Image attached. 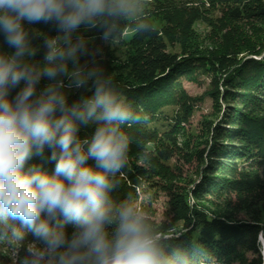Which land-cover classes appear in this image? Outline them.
<instances>
[{
  "label": "clouds",
  "instance_id": "9594fccd",
  "mask_svg": "<svg viewBox=\"0 0 264 264\" xmlns=\"http://www.w3.org/2000/svg\"><path fill=\"white\" fill-rule=\"evenodd\" d=\"M147 4L0 0V31L15 50L0 52V241L13 245L17 255L26 228L39 242L27 244L20 264H201L207 255L195 242L190 249L173 242L182 234L167 235L134 197H110L128 164L131 139L122 126L146 117L106 75L96 60L101 50L77 33L97 30L108 46L128 32L151 33ZM25 22L55 25L58 34L43 37V65L32 62L39 47ZM83 57L89 60L81 64ZM44 78L49 83L37 93ZM65 89L92 95L69 104ZM89 123L96 125L94 133L82 140L79 127ZM46 147L54 172L36 166L25 171L26 162L43 156ZM149 153L145 148L143 158ZM67 223L74 225L70 236Z\"/></svg>",
  "mask_w": 264,
  "mask_h": 264
},
{
  "label": "trees",
  "instance_id": "16d2710c",
  "mask_svg": "<svg viewBox=\"0 0 264 264\" xmlns=\"http://www.w3.org/2000/svg\"><path fill=\"white\" fill-rule=\"evenodd\" d=\"M213 1L231 5L225 10L224 19L251 22L264 18V0ZM168 17L163 14L164 19L168 20ZM199 20L209 21L196 10L178 20L177 33L181 44L191 39L192 26ZM25 27L32 37L33 46L39 47L37 57L43 58V37L57 35L55 25L25 22ZM153 27L154 31L147 34L126 33L122 40L131 47L132 52L123 59L118 58L112 45H105L100 40L99 31L81 28L77 33L89 40L90 48L101 50L96 60L106 75L111 76L116 88L133 108L146 117L139 123L122 126L131 139L129 154L134 146H142L160 138L172 141L180 129L181 117L177 112L167 118L163 112H166L167 107L177 106L176 111L182 110L185 116L188 115L192 101L182 81L195 80L198 70L212 73L214 87L211 95L217 109L220 85L224 90L223 99L233 103L218 122L210 120L205 126L207 138L196 152L202 163L200 180L188 192L168 188L174 216L171 222L157 225L169 236L181 233V239L173 242L182 243L186 249H190L192 242L199 244L207 254L201 264H262L257 236L258 232L264 236V221L236 218L231 213L213 211L202 204H191L190 197L201 198L212 191H230L241 200L242 194H254L264 188V35L259 34L248 41L240 40L241 36L231 40L232 28H227L217 38H212L211 46H204L201 51L192 49L177 53L168 50L164 44L165 39L172 38L167 29ZM14 51L6 44L4 34L0 31V52L12 54ZM88 60V57L81 58V64ZM20 87H23V82L11 90L10 97H14ZM39 92L40 87L37 86ZM91 95L85 89H74L68 94V102L72 104L81 96ZM160 115H163V120H173V125L163 132L155 123ZM222 120H226L227 124L223 125ZM95 127L94 123L80 125L79 138L90 139ZM167 153L161 147L153 151L159 161L167 159L170 156ZM50 155L51 151L46 147L44 155H33L26 162L24 170L36 166L52 174L55 162L49 159ZM89 163L95 166L94 160H89ZM158 169L160 172L162 168L159 166ZM148 175V170L130 161L128 155L126 168L115 178L116 187L110 193L111 199L120 202L129 196L135 198L137 188ZM249 202L245 207L250 205ZM63 226L67 229L73 224ZM21 231L28 236L32 234L26 228ZM248 252L256 256L249 258Z\"/></svg>",
  "mask_w": 264,
  "mask_h": 264
},
{
  "label": "rangeland",
  "instance_id": "374dc122",
  "mask_svg": "<svg viewBox=\"0 0 264 264\" xmlns=\"http://www.w3.org/2000/svg\"><path fill=\"white\" fill-rule=\"evenodd\" d=\"M229 6L231 5L217 4L213 0H148L147 15L153 25L160 27V30L167 29L172 38L165 39L164 44L168 50L177 53L188 52L189 50L201 51L205 48L204 46H211L212 38H217V35L227 28H232L231 40H237L241 36L240 40L248 41L259 34L264 35V18L261 20L255 19L251 22L224 19L225 10ZM195 10L208 18L209 21H196L192 26L191 39L181 44L177 33L178 20L184 15L188 16ZM163 14L169 15L168 20L163 18ZM83 30L85 29L83 28ZM112 47L120 59L125 58L128 53L132 52L131 47L125 44L122 39L113 43ZM32 62L39 65L45 63L44 57L39 59L37 55L32 58ZM212 82V73L203 70H198L195 80L183 79V87L192 101L188 115L185 116L182 110L176 111L177 106L167 107L166 112H163L164 115H167V118L176 115L177 112L181 117L180 129L176 132L172 141H165L160 138L142 146H134V150L129 154L130 161L142 165L148 170L149 175L142 180L141 186L137 188L135 199L137 204L145 209L156 224L169 223L174 216L170 207L168 188L178 192H188V189L193 188L194 183L200 180L202 163L196 152L197 148L203 146L204 140L207 138L205 126L210 120L214 123L218 122L225 116L226 111H229V106L233 104L232 101L229 102L223 99L224 90L223 86L220 85L218 91L219 109H217L211 95L214 87ZM48 83L49 81L46 78L42 79L38 85L40 91ZM72 90L74 89H65L67 95ZM162 118L163 115H160V118L155 122L160 132L168 130L173 125V120H163ZM225 121L222 120L223 125L227 124ZM163 122L165 123L162 125ZM167 122L171 124L168 125ZM157 147L167 150L170 156L163 161H159L153 155V151ZM145 148H150L148 159L143 158ZM159 166L162 168L160 172ZM247 202L250 205L245 207ZM190 203L202 204L213 211L231 213L236 218L264 221V188L255 191L254 194H242L241 200L238 195L230 191L221 193L212 191L201 198H193L191 195ZM65 230L70 236L74 230V225ZM32 236V234L29 236L24 234V240L17 255L13 245L0 241V264H20L26 254L27 244L39 243L35 239L31 240L30 237ZM261 238L264 241L262 232H258L257 244L261 263L264 264V242ZM247 256L252 258L256 255L248 252Z\"/></svg>",
  "mask_w": 264,
  "mask_h": 264
},
{
  "label": "bare ground",
  "instance_id": "6f19581e",
  "mask_svg": "<svg viewBox=\"0 0 264 264\" xmlns=\"http://www.w3.org/2000/svg\"><path fill=\"white\" fill-rule=\"evenodd\" d=\"M262 239V241H263V238H261ZM264 242V241H263Z\"/></svg>",
  "mask_w": 264,
  "mask_h": 264
}]
</instances>
